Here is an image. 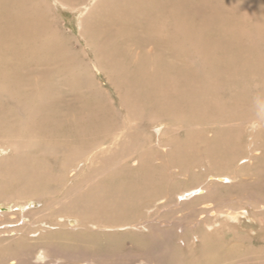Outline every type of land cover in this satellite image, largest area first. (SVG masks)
I'll list each match as a JSON object with an SVG mask.
<instances>
[{"label": "bare ground", "instance_id": "1", "mask_svg": "<svg viewBox=\"0 0 264 264\" xmlns=\"http://www.w3.org/2000/svg\"><path fill=\"white\" fill-rule=\"evenodd\" d=\"M55 4L81 14L82 39L95 64L113 83L125 108L142 113L138 119L143 124L152 123L163 134L166 126L154 110L188 121L192 129L190 122L195 120L215 124L214 134L201 145L188 139L182 149L176 142L179 139L172 141L169 153L187 167L193 179L190 183L196 184L180 192L177 203L203 199L204 208L209 209L214 199L231 201L236 195L245 196L244 204L250 205V209L239 206L209 211L211 215L193 221L198 233L190 238L187 228L180 235L174 230L175 223H167L170 229L163 234V242L159 240L161 244L156 240L132 255H141L140 264H240L236 245L211 243L200 262L184 258L182 248L190 250L209 242L208 227L215 230L228 219L234 226L240 224V218L264 224V175L256 174L264 165V130L254 136L256 148L262 149L257 154L250 151L239 157L242 150L237 143L242 127L259 116L256 111L264 113V0H55ZM62 30L46 0H0V94L8 90L26 114L24 122L20 121L13 116L12 107L6 109L0 103V129L11 131L19 126L27 133L39 132L45 138L40 145L53 148L55 153L60 148L68 150L73 160L85 150H107L102 154L107 159L93 172L90 182H85L87 186L69 188V202L59 208L97 228L77 234L84 242L81 247L66 251L52 246L48 240L61 231L57 225L65 220L58 219L61 214L54 221L45 220L53 205L42 201L39 184L49 177L31 173L34 165L29 166L24 168L27 174L21 176L27 182H9L8 192L1 188L6 183H0L6 199L11 195L19 198L0 204V264H50L64 254L77 264L81 251L101 256L97 262L87 259L89 264H116L108 256L122 251L121 247L110 241L112 232L99 233L98 228H112V216L126 215L121 212L127 208L140 204H153L148 209L160 207L155 202L165 181L146 166L145 157L129 175L118 171L132 150L131 138L125 130L108 137L115 131L111 105L78 90L81 81L73 59L76 51L68 49ZM9 118L13 120L6 126ZM110 141L118 148L110 151L112 145L105 147ZM26 144L39 145L32 139ZM93 154L88 155L90 160ZM244 158L246 163H237ZM204 159L221 170L209 174L207 181L199 172L191 173ZM9 167L5 174L19 165L14 162ZM253 175V184L261 194H254L255 186L247 182ZM245 183L250 187L242 194ZM42 223L55 225L56 230L49 231ZM115 225L123 229L138 226L126 217ZM176 240L179 245H175ZM39 241L44 247L39 252L43 258L36 259Z\"/></svg>", "mask_w": 264, "mask_h": 264}, {"label": "rangeland", "instance_id": "2", "mask_svg": "<svg viewBox=\"0 0 264 264\" xmlns=\"http://www.w3.org/2000/svg\"><path fill=\"white\" fill-rule=\"evenodd\" d=\"M46 1L51 11L54 12L58 22L62 25V36L65 38H62V40H64V42L66 40L65 43L69 50L76 51L73 59L75 60V66L78 67L80 72L78 78L81 81V86L78 87V90L85 95L87 94L97 98L103 105H111L110 110L112 111L113 129L115 131L108 137L114 136L116 133L120 132V130H125L131 138V145L129 147L132 150L128 156L123 159V163L117 168L118 171L124 175H129L130 171L135 170L145 157L144 162L146 166L155 169L154 173L160 175L165 181L163 189L159 194V199L155 202V205H157V203L160 205L158 209H148V207L153 204H140L136 207H130L127 208L125 212L122 210L121 213H125L126 215H118V213L112 216L110 219L112 228L107 230L106 228H98L97 232L99 233H101V230L103 233L107 231L112 232L114 236L110 241H115L121 247L122 251L111 254L108 258H111L116 264H140L138 260L141 259V255L137 253L134 255L132 254L146 245L153 244L156 240L157 242L160 240L162 243L163 234L167 231L169 232L170 229L167 223H175L174 230L180 235H182L183 229L187 228L186 236L190 238L192 234L198 233L193 221L197 220L199 217L211 215L209 212L211 210H231V208L234 209L239 206H246V208L250 209V205L244 204L245 196L237 197L236 195L231 201L226 200L219 202L214 199L212 204L213 207L209 209L204 208L205 203L202 202L203 199L177 203L180 202L178 194L196 184L190 183L193 182V179L192 176L190 178L187 167L176 162L175 157H173L174 154L169 153L172 147V141H174V139H179V141L176 140V142H178V146L182 149L185 148L186 144L184 143L188 139H190L191 144L198 143L197 145H201L209 136L214 134L215 124H210L207 121L201 122L195 120L190 122L193 124L192 129L189 128L188 121L176 120L172 115L165 114L164 111L158 110H154L153 113L160 117V123L166 126L163 134L160 135V131L154 128L152 123L143 124V122L138 119V116L142 115V113L134 114L133 111H129L125 108L124 102L117 93L113 83L108 79L102 69L95 64V57L92 56V54L90 55V49H88V46L82 39L79 24L81 14L75 10L62 7L61 5L60 7L56 6L55 0ZM45 8H47V6ZM8 94V90L0 94V103L5 105L6 109L12 107L14 110L13 116L24 122L26 114L18 107L17 102L12 101ZM256 112L259 116L252 122L249 120L250 122L242 127L238 137L237 143L242 150V154H240L239 157L246 156L250 151L256 154L258 151H262L261 148H256L257 141L255 142L254 136L258 132L264 130V116L262 115L264 113L261 112V110ZM12 120L13 119L9 118L8 123L4 121L5 125L8 126ZM254 121L255 127L253 126ZM167 127L169 128L167 129ZM30 139L38 142L39 145L35 147L28 146L26 143H28ZM44 140L45 138L39 132L31 130L30 133H27L26 128L21 129L19 126L13 128L11 131L0 129V148L4 150L0 153V157L4 156L0 158V183H6L1 188L6 191L10 186L9 182H27L21 176L27 174L24 172V168H28L29 166L32 168L34 165V170L31 172L33 174L41 175L42 173H46L49 178L43 179L41 182L44 183L39 184L42 191L41 199L43 202H48L53 205V208L45 220L49 222V220L54 218L52 220L54 221L59 214L61 215L58 219L65 220L63 225H57V230L61 231L54 233L52 235L53 237H51L48 242H51L52 246L57 245V248L61 247L63 248L62 250L65 249L69 251L81 247V245L84 244L83 241L81 242L79 240L77 234L88 230H93V232H95L94 229L97 227L85 224L82 220L78 221L72 213L63 211V207L60 210L59 208L64 203L66 205L69 202V199H66V192L69 188L76 184H82L83 187L87 186L86 183L90 182L93 178L91 176L93 172L99 169L107 159L102 155L105 154L107 150H104V146L101 147L103 149L99 151L93 149L91 152L94 154L91 160L88 158V155L91 153L90 150H85L82 156L73 160L68 150L60 148L59 151L57 150L55 153L53 148L40 145V142ZM110 142L105 145V147L112 145L110 151L118 148L119 145L116 147L114 145L115 141ZM159 143L161 145L169 143V146H160ZM118 154H120V152H118ZM12 157L13 160H9ZM246 159L247 158L241 159L239 162L237 161V163H246ZM167 161L169 162L167 163ZM14 162H16V165H19V167H13L9 171L10 174H5L4 170L10 169L11 167L9 166L14 164ZM192 172H199L201 174V179L207 181L211 177L209 174H219L221 170L204 159L198 162L196 166L192 167L191 173ZM140 173L141 170L135 175V180H138ZM256 174L258 176L264 175V165ZM253 176H250L247 180L250 184L254 183L255 175ZM19 177L22 179L17 181ZM250 184L245 183L244 188L240 190V192L243 194L244 189L249 188ZM8 191H10V189L6 192ZM29 191L31 190L29 189ZM260 191L261 189L255 186L254 194H261ZM171 194H173L172 198ZM5 196V194L0 192V204H2L3 200H10L14 203L15 200L19 199L18 196L11 195L8 196L7 199ZM40 205L39 203L36 206L39 207ZM125 217L130 218L135 225L138 226L129 227L128 229H123L125 227H117L115 224L122 222ZM209 218L211 220L213 217ZM228 220L229 221L226 223L224 222L222 226L218 225L215 230L208 227L209 235L207 237L210 236L209 242H203L198 246L195 245L197 247H191L190 250H187L188 248H182V254L185 253L183 257H188L187 259L189 261L197 260L200 262L204 259L209 249L208 245L222 242L229 247H231L230 245L239 247L241 257L238 262L240 264H264V224L257 225L247 218H240V224L234 226V223H232L230 219ZM74 223H76V225L72 226ZM217 223L218 221L215 223L216 226ZM41 226L44 228L46 227L47 230H49V228H52L50 229L51 231L56 230L55 225L50 226L49 224L45 225L42 223ZM202 228L204 227H201V229ZM61 233H65V235H61ZM37 234L38 233L33 235ZM160 242L157 244H161ZM41 244L43 243L39 241L37 243L38 251L35 250V258L37 257L38 259L43 258L42 254L39 253L43 252L44 249ZM175 245H179V241L176 240ZM229 247H227V249ZM77 254H79L77 264H89L87 259L92 258L93 260L90 261L97 262L99 257H101L97 254H87L82 251ZM35 258L31 259V261L34 262V260L37 259ZM69 258V256H65L64 254L57 259L49 261L51 262L50 264H74V259ZM48 259L49 258H46V261Z\"/></svg>", "mask_w": 264, "mask_h": 264}]
</instances>
